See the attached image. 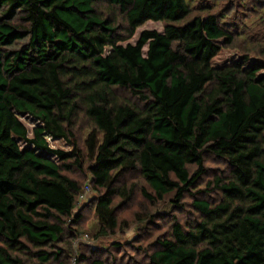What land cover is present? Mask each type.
<instances>
[{"label": "trees", "instance_id": "1", "mask_svg": "<svg viewBox=\"0 0 264 264\" xmlns=\"http://www.w3.org/2000/svg\"><path fill=\"white\" fill-rule=\"evenodd\" d=\"M101 1L123 15L125 33L97 11ZM189 12L188 0H0V264H61L58 245L75 235L66 219L86 184L100 190V235L117 227L113 198H131L126 173L149 187L145 199L173 192L178 203L206 153L227 163L213 180L221 199L195 200L198 219L173 221L149 262L264 264V64L244 56L213 66L232 38L213 14L183 22ZM147 21L162 31L128 42ZM19 114L39 122L31 136ZM79 115L89 122L84 152L73 141ZM85 157L91 178L80 188L66 172Z\"/></svg>", "mask_w": 264, "mask_h": 264}, {"label": "rangeland", "instance_id": "2", "mask_svg": "<svg viewBox=\"0 0 264 264\" xmlns=\"http://www.w3.org/2000/svg\"><path fill=\"white\" fill-rule=\"evenodd\" d=\"M188 2L190 12L183 22L194 16L213 14L232 38L229 43L220 42L221 48L211 60L213 66L228 65L244 56L250 61L264 64V0H188ZM96 9L102 17H111L115 25H118L119 32L125 33L124 17L116 9L104 1L99 2ZM163 26L164 22L147 21L134 31L128 42L135 43L143 30L162 31ZM116 93L119 98L136 102L127 91L118 90ZM17 117L31 136L32 128L39 125V122L26 114H19ZM88 130V120L79 115L73 128V141L82 152ZM47 141L51 148L72 150V144L63 139L47 137ZM18 144L20 147L25 146L21 140H18ZM51 158L55 160L54 157ZM89 164L90 161L85 157L80 168L74 167L72 171L66 172L69 177L78 181L80 188L91 178L87 168ZM203 167L204 172L194 185L183 193L178 203L175 202L173 192L164 195L163 199L158 201L145 199L141 188L144 187L150 192L149 187L137 173H126L123 182L127 189L133 187V192L130 199L122 196L113 198L112 206L117 216V227L106 235L99 234L100 224L94 213V202L100 190L92 186L84 199H77L71 217L66 219L65 233L75 235L70 241L72 244L69 248L63 244L58 245L66 250L60 258L61 264H72V257L80 252L85 257L80 264H90L95 259L102 260L104 264H151L148 254L156 249V240L169 236L173 221L185 227L198 219V213L193 206L195 200H206L213 204L221 199L220 193L213 186V180L216 176H225L228 173L226 161L206 153ZM195 168L193 165L189 166L190 174ZM77 214H80V218L73 223L71 220ZM23 258L26 264L36 262L34 258L29 260L25 256Z\"/></svg>", "mask_w": 264, "mask_h": 264}, {"label": "built area", "instance_id": "3", "mask_svg": "<svg viewBox=\"0 0 264 264\" xmlns=\"http://www.w3.org/2000/svg\"><path fill=\"white\" fill-rule=\"evenodd\" d=\"M89 190H90V186H89L88 184H86L85 187H84V189H83V192L78 196V200L84 199L85 194H86L87 192H89ZM76 257H77V255H74V256L72 257V259H71L72 264H77V262H76Z\"/></svg>", "mask_w": 264, "mask_h": 264}]
</instances>
